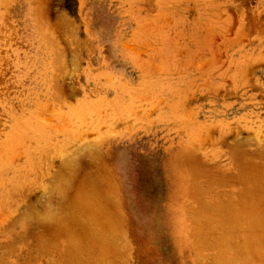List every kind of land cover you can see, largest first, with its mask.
Listing matches in <instances>:
<instances>
[{
  "label": "rangeland",
  "instance_id": "1",
  "mask_svg": "<svg viewBox=\"0 0 264 264\" xmlns=\"http://www.w3.org/2000/svg\"><path fill=\"white\" fill-rule=\"evenodd\" d=\"M262 215L264 0H0V264H264Z\"/></svg>",
  "mask_w": 264,
  "mask_h": 264
},
{
  "label": "bare ground",
  "instance_id": "2",
  "mask_svg": "<svg viewBox=\"0 0 264 264\" xmlns=\"http://www.w3.org/2000/svg\"><path fill=\"white\" fill-rule=\"evenodd\" d=\"M250 168V167H249ZM113 183V182H112ZM46 186V185H45ZM47 187V186H46ZM79 197V196H78ZM83 200V199H82ZM259 200V199H258ZM252 201V200H251ZM97 202V201H96ZM258 206V205H257ZM86 207V206H85ZM99 207V206H98ZM238 212V211H237ZM25 213V212H24ZM260 213V212H259ZM260 216V215H259ZM263 216V215H262ZM264 217V216H263ZM239 218V217H237ZM257 219V218H256ZM204 222V221H203ZM262 222V221H261ZM260 223V222H259ZM62 225V224H61ZM215 228V227H214ZM217 230V229H216ZM108 235V234H107ZM252 235V234H251ZM251 235L249 237H251ZM96 236V235H95ZM243 236V235H242ZM258 237V236H257ZM247 239V238H246ZM252 239V238H251ZM254 239V238H253ZM259 239V238H258ZM259 241V240H258ZM262 241V240H261ZM212 242V241H211ZM248 242V240H247ZM122 243V242H121ZM256 243V242H255ZM73 244V243H72ZM108 244V243H107ZM111 245V244H110ZM119 247V246H118ZM263 248V247H262ZM91 260V259H90ZM72 261V260H71Z\"/></svg>",
  "mask_w": 264,
  "mask_h": 264
}]
</instances>
